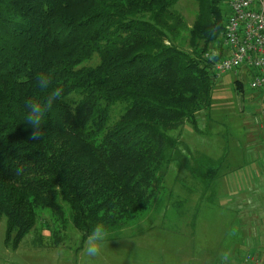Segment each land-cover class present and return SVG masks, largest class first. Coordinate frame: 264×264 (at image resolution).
<instances>
[{
	"label": "trees",
	"instance_id": "trees-1",
	"mask_svg": "<svg viewBox=\"0 0 264 264\" xmlns=\"http://www.w3.org/2000/svg\"><path fill=\"white\" fill-rule=\"evenodd\" d=\"M191 1L192 27L174 10L180 0H0L6 247L18 250L40 211L63 225L69 217L85 243L96 222L117 232L152 209L182 129L198 131L196 117L212 103L216 79L203 54L222 41L230 16L222 0ZM96 56L99 64L83 66ZM50 70L64 98L43 140L31 141L25 103L46 95L35 77Z\"/></svg>",
	"mask_w": 264,
	"mask_h": 264
},
{
	"label": "rangeland",
	"instance_id": "rangeland-1",
	"mask_svg": "<svg viewBox=\"0 0 264 264\" xmlns=\"http://www.w3.org/2000/svg\"><path fill=\"white\" fill-rule=\"evenodd\" d=\"M174 10L192 27L195 2L180 0ZM184 37L182 46L189 49ZM99 61L96 56L83 66ZM250 83L246 71L215 80L210 107L196 117L198 131L189 122L181 131L182 143L162 174L152 209L109 233L99 256L85 255L82 233L69 217L63 225L44 210L16 251L5 245L7 221L2 220L0 264H250L249 257L264 259V105ZM123 110L117 106L112 120ZM214 173L221 178H211Z\"/></svg>",
	"mask_w": 264,
	"mask_h": 264
},
{
	"label": "built area",
	"instance_id": "built-area-1",
	"mask_svg": "<svg viewBox=\"0 0 264 264\" xmlns=\"http://www.w3.org/2000/svg\"><path fill=\"white\" fill-rule=\"evenodd\" d=\"M230 16L219 44L203 54L215 79L246 71L250 88L264 103V0H222ZM264 117V111L262 113ZM264 264V259L249 257L246 263Z\"/></svg>",
	"mask_w": 264,
	"mask_h": 264
},
{
	"label": "clouds",
	"instance_id": "clouds-1",
	"mask_svg": "<svg viewBox=\"0 0 264 264\" xmlns=\"http://www.w3.org/2000/svg\"><path fill=\"white\" fill-rule=\"evenodd\" d=\"M36 87L42 93H46L42 98H29L25 103L26 113L24 121L30 129L28 139L31 141H42L45 135L46 117L52 110L53 105L64 98L62 87H52L53 75L49 72H39L35 77ZM109 236L107 225L96 222L91 231L87 233L84 246L85 255L92 259L100 255L102 248Z\"/></svg>",
	"mask_w": 264,
	"mask_h": 264
},
{
	"label": "crops",
	"instance_id": "crops-1",
	"mask_svg": "<svg viewBox=\"0 0 264 264\" xmlns=\"http://www.w3.org/2000/svg\"><path fill=\"white\" fill-rule=\"evenodd\" d=\"M260 99H261V96H260ZM261 102H262V100H261ZM262 104L264 105L263 102H262ZM260 112H261V116L263 117V115H262L263 111L260 110ZM262 179H264V146L263 145H260V180H262ZM260 183H261L260 184V191L263 192L264 191V183H263V185H262V182L261 181H260ZM241 204H243L242 206H245V205H248V202L242 201ZM247 216H248V214H247ZM249 218H251V217H249Z\"/></svg>",
	"mask_w": 264,
	"mask_h": 264
}]
</instances>
